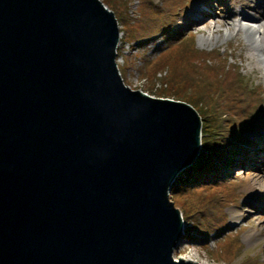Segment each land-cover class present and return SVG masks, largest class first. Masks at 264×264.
I'll return each instance as SVG.
<instances>
[{"label":"water","instance_id":"obj_1","mask_svg":"<svg viewBox=\"0 0 264 264\" xmlns=\"http://www.w3.org/2000/svg\"><path fill=\"white\" fill-rule=\"evenodd\" d=\"M118 39L106 0H0V264H201L198 107L128 83Z\"/></svg>","mask_w":264,"mask_h":264},{"label":"rangeland","instance_id":"obj_2","mask_svg":"<svg viewBox=\"0 0 264 264\" xmlns=\"http://www.w3.org/2000/svg\"><path fill=\"white\" fill-rule=\"evenodd\" d=\"M106 1L116 7L120 65L127 82L136 89L190 98L192 106L198 107V163L177 174L174 188L187 230L210 237L184 241L179 258L189 257L201 264H264V207L256 206L252 199L253 191L264 198V131L258 127L264 126L260 122L264 111L255 125L245 127L250 129L245 137L241 135L243 107L264 102V95L255 100L237 88L230 92L227 81L233 78L225 66L221 70V61H229L232 54L241 66L243 87L257 88L261 94L264 69L254 68L245 38L241 33L234 35L226 22V40L214 34L215 45H206L212 40L202 44L200 38L206 35L186 23L194 0L191 5L189 0ZM230 2L226 0L224 5L230 6ZM161 7L176 18L169 33L161 27L167 19L158 12ZM219 16L217 11L206 24L200 23L209 30L211 18ZM252 148L263 154L250 156ZM233 157L236 162L232 164ZM233 210L238 212L236 217Z\"/></svg>","mask_w":264,"mask_h":264},{"label":"bare ground","instance_id":"obj_3","mask_svg":"<svg viewBox=\"0 0 264 264\" xmlns=\"http://www.w3.org/2000/svg\"><path fill=\"white\" fill-rule=\"evenodd\" d=\"M225 1L226 0H194L186 16V23L188 25L194 24V30L198 32L201 31L202 35H206L200 38L202 44L212 40L211 43L206 45H215L217 42H213L212 39L214 34L217 38L222 35L224 40L228 38L226 35L227 33H225L223 29V23L226 22L228 26L232 27V33L234 35L237 36L241 33L242 37L245 38L246 52L251 55L249 56L252 61L251 63L256 64L254 68L259 67L264 69V11H259L264 1L254 0V2L250 3L249 0H231L230 6L224 5ZM234 5L237 7L235 8ZM217 11H219L220 16L211 18V28L208 30L202 27V24L204 25L206 20L209 21V17H213V14ZM233 15L237 18L236 20L233 19ZM203 21L204 23L201 24L200 22ZM208 21H206V23ZM199 23L200 25H198ZM230 37H232V35H230ZM262 121H264V117L260 119L261 123ZM258 127L264 131V126ZM249 130L243 131L241 135L245 137L246 132ZM262 137L264 140V133ZM259 154H263V152L256 148H252L249 153L250 156ZM252 195V199L256 203L255 205L264 207V198L260 197V193L253 191ZM233 212L235 214L233 216L236 217L238 212L236 210H233ZM182 258L194 261L189 257Z\"/></svg>","mask_w":264,"mask_h":264},{"label":"trees","instance_id":"obj_4","mask_svg":"<svg viewBox=\"0 0 264 264\" xmlns=\"http://www.w3.org/2000/svg\"><path fill=\"white\" fill-rule=\"evenodd\" d=\"M176 0H173V2H175ZM159 13H162L166 16V20L164 21V23L161 25V27H164V29L166 30V33H169L171 28L174 26L175 22H176V18L175 16H173L170 12H168L166 9L162 8L158 11ZM223 66H225L227 69L230 70L233 81H227V87L229 89V91H235L236 88L239 90V92L244 95H248L250 96L251 99H259L258 95L256 92L249 90L248 88L246 89L245 87H243L242 82L240 81V73L238 70V66L234 65V64H230V62H228L227 60H222L221 61V70L223 69ZM255 104H250L248 103L247 105H245L244 108V113H245V118H244V123H243V129H245V127L247 128L248 126L251 125L252 123V118L254 113L256 112V110H258V107L260 105V101L258 102H254ZM226 166L229 164H227L228 162H225Z\"/></svg>","mask_w":264,"mask_h":264}]
</instances>
